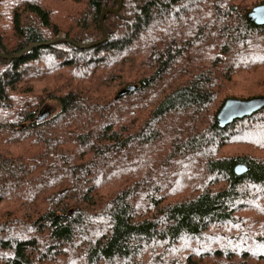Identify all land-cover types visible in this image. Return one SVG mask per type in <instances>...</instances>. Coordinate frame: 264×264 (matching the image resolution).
<instances>
[{
	"label": "trees",
	"instance_id": "trees-1",
	"mask_svg": "<svg viewBox=\"0 0 264 264\" xmlns=\"http://www.w3.org/2000/svg\"><path fill=\"white\" fill-rule=\"evenodd\" d=\"M120 1L0 0V264H264V0Z\"/></svg>",
	"mask_w": 264,
	"mask_h": 264
},
{
	"label": "water",
	"instance_id": "water-1",
	"mask_svg": "<svg viewBox=\"0 0 264 264\" xmlns=\"http://www.w3.org/2000/svg\"><path fill=\"white\" fill-rule=\"evenodd\" d=\"M116 1L118 3V8L106 10L101 17V27H102V31L104 33V39L98 44H101L107 40V34L103 28V20H104L105 15L107 13L120 12V10L122 8L121 1L120 0H116ZM248 18L250 19L251 22L255 23L256 25L264 26V5H261L259 7L252 9L250 11V13L248 14ZM59 40L60 39H56V40L52 41L51 43H56ZM48 44H50V43L30 46L15 56H8V55H5L4 53L0 52V56L5 58V59L12 60V59L18 58L24 52H26V51L34 48V47H39V46L48 45ZM81 47L82 48H90L91 46H81ZM134 89H135V87H128L126 90L122 91L119 94V96L122 97L128 91H133ZM262 109H264V97L263 98H254V99H250V100H234V99L228 100L218 115V123H219L221 128H225L228 125L232 124L234 121L250 117V116L254 115L255 113L261 111ZM45 119H47V115H45L44 110H40V112L38 113V115L36 117V120L40 122V121L45 120ZM247 171H248V168L243 164H239L235 167V173L238 176L245 175Z\"/></svg>",
	"mask_w": 264,
	"mask_h": 264
},
{
	"label": "rangeland",
	"instance_id": "rangeland-1",
	"mask_svg": "<svg viewBox=\"0 0 264 264\" xmlns=\"http://www.w3.org/2000/svg\"><path fill=\"white\" fill-rule=\"evenodd\" d=\"M41 110H44V113H45V115H47V118H48V117L53 116V114L58 110V105L55 102L49 103L46 107L42 108ZM186 157H190V155H187ZM195 160H196V158H195ZM196 165L198 166L199 164L197 163ZM171 177L172 176H170L169 178H171ZM183 182L185 184L186 181L183 180ZM181 185H182V182L179 183L177 186H176V183L174 184V186H176V187H180Z\"/></svg>",
	"mask_w": 264,
	"mask_h": 264
}]
</instances>
